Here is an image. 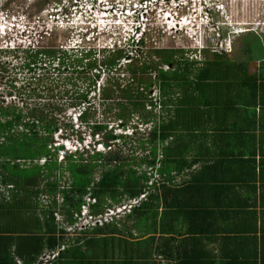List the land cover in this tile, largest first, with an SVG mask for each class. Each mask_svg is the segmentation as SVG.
Returning <instances> with one entry per match:
<instances>
[{
    "label": "trees",
    "instance_id": "trees-1",
    "mask_svg": "<svg viewBox=\"0 0 264 264\" xmlns=\"http://www.w3.org/2000/svg\"><path fill=\"white\" fill-rule=\"evenodd\" d=\"M143 42L140 44L135 42L136 47L133 50L129 49V45H124L123 48L117 47L108 54L106 50L98 52L92 46L71 49V52L63 49L64 47L58 49L57 46L23 51L7 49L3 52L8 55L10 52L16 60L22 59L20 55L26 57L18 66L34 76V80L43 88L41 94L46 92L44 84L51 79L66 81V86L68 85L70 90L65 87L63 91H59L62 100L63 98L70 100L71 107L78 109L76 118L82 127L91 130V136L100 137L103 131L107 132L103 134V138L109 143V148H113L118 140L126 142L127 138L125 135H115L114 128L109 129L107 124L89 121L88 117L93 109V104L89 101L90 93L97 94L99 88L98 97L103 104L115 96L123 99L118 105L121 111L117 119L122 122L120 125L125 129L132 116L130 112L133 115L143 112L147 102L143 99V94L138 92L139 89L137 92L132 88L113 91L109 86L111 83L120 82L119 76L124 70L127 73L125 75L132 81L137 77L149 75V79L141 78L138 81L140 84L144 82L145 90L156 87L160 95L159 105L167 112L168 118L154 125L147 138L138 137V127L133 126L132 129L137 136L140 149L146 153L140 157V163L154 168L157 162H160L159 173L164 177L170 175L174 166L178 170L181 169V166L168 156L175 148L174 142L181 138L183 130L189 132L197 128L199 121L195 114L202 111L203 105L208 107L211 103L202 91L199 92L202 88L201 83L227 79L234 74L237 77L243 76L242 79L255 82L249 86H247L249 83L242 85L247 88L252 102H255L264 91V64L261 65L260 72L251 73L249 62L234 63L229 61L228 55L221 57L215 54L213 61L206 63L202 68H196V62L182 63L181 60L182 65L177 64L180 61H175L177 55L174 50L158 51L156 55L160 57L161 63H154L146 57L145 61L138 64L141 55L137 50L144 48ZM245 50L250 55L257 47L247 44ZM125 59L129 60L127 65L123 63ZM122 66L126 69H121ZM163 66H168L169 69L165 70ZM30 86L20 89L12 86V90L28 94ZM49 93L53 97L49 98L48 104L43 105L42 109L0 106V140H4L0 143V185L8 188L7 197L0 195V264H18L17 260L23 264H36L44 251L52 253L60 249L66 232L57 225L55 210L62 209L60 212L66 216L67 224L72 225L76 223L75 217L81 215L83 207L89 206L91 215L98 217L103 215L105 207L110 209L111 205L137 199L151 188L150 173L140 174L133 169L136 164L133 160L137 159L122 158L117 153L105 154L96 149L84 153L77 151L68 154L59 162V152L53 146L52 140L60 130L61 118L58 119L55 114L63 111L67 103L54 104L51 100L58 99V93L57 91L53 93L51 89ZM41 94L38 95L39 99H42ZM149 102L155 106L154 102ZM106 105L109 104H104ZM106 107L104 111H110V105L109 108ZM26 110L28 112L24 115ZM151 113L147 112L146 118H142L144 125L157 121V117ZM99 144L105 145L102 141ZM44 160L43 164H39ZM97 170H101L98 179L95 177ZM66 172H69L71 178L68 188L61 187L59 182ZM165 180L168 181V178ZM155 188L156 185L153 190ZM167 191L165 184L162 185L161 196L149 191L147 201L134 210V215L138 211H143L147 218L150 208L152 206L159 208L160 204L164 210L161 215L156 211L155 216L158 220L159 215L162 220L165 219L168 212L165 209L171 210L169 214L172 215L174 204L170 205L167 202ZM44 194L50 196L52 202L47 211H42L44 219L41 220L36 217V210L40 205L41 195ZM59 197L62 199L61 204L57 201ZM107 200L111 205H107ZM112 224L115 223L93 225L89 230L101 237L78 240L75 245L69 244L70 246L62 250L49 264H135L133 257L123 255L120 257L118 243L121 245L125 239L119 236L121 232ZM158 227L157 224L151 234L166 232L164 226L160 229ZM150 232L148 229L149 234ZM145 257L147 256L142 255L140 258ZM182 263L183 259L179 264Z\"/></svg>",
    "mask_w": 264,
    "mask_h": 264
},
{
    "label": "rangeland",
    "instance_id": "rangeland-1",
    "mask_svg": "<svg viewBox=\"0 0 264 264\" xmlns=\"http://www.w3.org/2000/svg\"><path fill=\"white\" fill-rule=\"evenodd\" d=\"M68 1L69 0H0V106H16L19 108L23 107L24 109L27 107L28 109L37 107L42 109L43 105L48 104L49 98L53 97V95L49 93V89H51L53 93L57 91L58 99H54V101L52 99L51 101L54 104L56 102L62 104L67 103V106L64 104L63 111L55 114L58 119L61 118L59 123L60 130H58L52 140L53 146L59 152V162H62L68 154L77 151L79 153H84L86 151L93 152L96 149V151L105 154L113 152L119 154L122 158L137 159L133 160L136 163L133 169L140 174L144 172L151 173V167L143 165L142 162L140 163V157L146 153L140 149L141 147L138 144L137 136L134 135L132 128L133 126L138 127V137L145 136L147 138L150 129L154 125L159 124L160 121H163V119L167 120L168 116L166 115L167 112L159 105L160 95L156 87L154 86L151 90H145L144 82L140 84L138 81L141 78L149 79V75L145 77L141 76L140 78L137 77L136 80L134 79L132 81L129 79L128 75H125L127 73L124 70V72L120 73V82L116 84L111 83L109 86L113 91L132 88L137 92L139 89L138 92L143 94V99L147 102L146 109L143 110V112L140 111V113L134 115L130 112L132 116H130L127 122L128 126L125 129L123 125H120L122 122H119L117 119L121 111L118 105L123 99L120 98V96H115L114 99L105 102L104 104L110 105V108L109 105H106L110 111H104L106 106H104L98 97L99 88H97V94L90 93L89 101L93 104V109L90 111L91 115L88 117L89 121L92 123L97 121L107 124L109 129L114 128L115 135H125L127 138L126 142L118 140L113 148H109V143L103 138V134L107 133L106 131H103L100 137H93L91 136L90 129L82 127L79 121H75V117H78V109L76 110L71 107L70 100H66L65 98L62 100V94L59 92L63 91L65 87L70 90L69 86H66V81L59 82L58 80L51 79L44 84L47 90L44 94H41L43 88L34 80V76L28 73L27 70H21L20 66H18L21 60H24L26 57L20 55L22 59L18 58L16 60L10 52L9 55L3 52L7 49L8 51H14L19 48L23 51L49 46H57L58 49L66 47L63 49H67L71 52V49L75 50L77 47L88 45L95 47L98 51L108 47V49H106V54H108L109 51H112L111 48L115 47L116 43L125 44L127 41L131 40L132 30L130 29L126 32L116 25L117 23H124L125 21L128 23L133 22V18L123 14L125 11L116 8V10L107 12V14L104 15L105 11L101 10L99 7L95 8V11H92L87 5L68 10ZM110 1L116 4L119 0ZM209 1L211 0H182V2L187 5V9L185 10L187 18L184 20L182 30L179 32L168 29L174 26L175 23H173L171 19H168V23H166L167 21L165 19L167 15L162 10L158 13L155 11L157 13L156 15H150L149 18L151 21L149 20L147 23V29L149 31L143 35L144 48L138 50V53L141 55V58L138 59V64L145 61L146 57L154 63H161L160 57L156 55V53L161 50H174L177 55L175 61H180L177 64H181L182 61V63L189 62L190 64L196 62V68H202L206 63L213 61L215 54H219L221 57H223V55H228L229 61L234 63H241L243 61L249 62L251 72L256 70L261 64H264V0H218L219 2H216V4L219 5V9L218 11H213L212 16L216 26L220 27V31L218 33L216 31L214 36L205 40L203 35L210 34L211 27L206 26L203 8L205 2ZM92 3L94 4V1H92ZM164 9L169 10L167 8ZM52 14H55V17H52ZM87 30H90V35H88L86 39L81 38L82 33L88 32ZM106 31L109 33H106ZM247 44H253L254 47H257V50L248 55L245 50ZM202 47H205L206 50L201 51ZM138 48L140 49V46ZM197 48H200V50L195 51ZM195 52H197L196 55H194ZM133 54L136 55L135 53ZM123 63L127 65L129 60H124ZM124 68L126 69L124 66L121 67V69ZM163 68L165 70L169 69L168 66H163ZM229 82L232 83L234 81L229 79ZM116 85L120 88H117ZM12 86L17 87V89L30 86L28 88L30 90L28 94L16 90L13 91ZM34 90L35 92H33ZM40 94L42 99L38 97ZM74 94L75 91L73 95ZM149 101L154 102L155 106L154 104L152 106ZM157 101L158 105H156ZM252 106L254 110L259 107V118L264 121V103L261 104V101L257 100ZM27 112L26 110L24 115H26ZM147 112H152L151 114L154 115L155 118L157 117V121L149 125H144L142 118H146ZM150 120L154 119L150 118ZM63 127H65L66 130H64ZM192 136L196 137V135ZM262 137H264V135H262ZM101 141L104 142L108 148H105V145H100L99 143ZM3 142V139L0 140V143ZM85 157H87V155H85ZM44 162L45 160L41 161L39 164H43ZM100 173L101 170L96 171V179H98ZM70 181V174L66 172L64 178H60L59 180L60 186L68 188ZM43 187L44 185L41 186V188ZM1 194L2 197H7L8 188L0 185V195ZM57 201L58 204L62 203L60 197L57 198ZM87 201L89 202V199H87ZM107 201V205H111L110 201ZM51 202L52 198L50 196L46 194L41 195L39 200L40 205L36 210L37 218H41V220L44 219L42 211H47L48 207L51 206ZM124 203L127 204L128 201ZM122 204L123 203L115 206L111 205L110 209L105 207L103 214L111 216L113 214L110 212H113L117 215V208ZM60 211H62V209L55 210L56 223L66 232L64 240L61 241L60 250L67 249L70 246L69 244L75 245L78 240L101 237L89 230L93 225H88L86 221L88 216L83 218V213L86 214L90 212L88 206L82 208L81 215L75 217L76 223L72 225L69 223L67 224L66 216ZM161 211L162 210H160V212ZM124 212L125 211H123V213ZM133 212L134 210L132 211V215L137 220L136 226L134 225L135 220L127 219L129 215L124 217V214H122L119 219L118 217L111 216L115 219V224L112 225L114 227L117 226L118 231L121 232L119 236L127 241L139 239L143 234H149L148 229L151 231L150 234L153 233L152 229L158 223V218L155 216L156 211L154 210L149 211L147 218L145 214H143V211L136 212V215H134ZM176 220L181 222L180 217H176ZM130 245V243L124 242L123 251L126 256H129L128 253L132 250ZM111 248L112 247H110V249ZM50 254H52L50 251H44L42 256ZM18 261L19 260H17V262Z\"/></svg>",
    "mask_w": 264,
    "mask_h": 264
},
{
    "label": "crops",
    "instance_id": "crops-1",
    "mask_svg": "<svg viewBox=\"0 0 264 264\" xmlns=\"http://www.w3.org/2000/svg\"><path fill=\"white\" fill-rule=\"evenodd\" d=\"M242 77L201 83L199 92L211 103L195 114L197 128L183 130L168 155L181 169L174 166L164 177L156 170L164 179L151 188L161 196L165 184L173 214L165 209L162 220L163 205L152 206L160 214L158 229L166 232L124 240L135 264H264V121L242 86L252 83ZM258 100L264 103V91ZM127 219L136 226L132 214ZM123 248L118 243L120 257L126 256Z\"/></svg>",
    "mask_w": 264,
    "mask_h": 264
},
{
    "label": "clouds",
    "instance_id": "clouds-1",
    "mask_svg": "<svg viewBox=\"0 0 264 264\" xmlns=\"http://www.w3.org/2000/svg\"><path fill=\"white\" fill-rule=\"evenodd\" d=\"M92 1H94V4L92 3ZM144 1H146V0H119L115 4V2H112L110 0H86V1L85 0H74V2H73V0H69L68 1V3H69V9L68 10L74 9L76 7H81L83 5L86 6L85 4L87 2L90 3V4H92L93 6H95V8H98L99 7L103 11H112V8H110V7L117 8V6H118L117 4L122 5L125 9H131V10L132 9H136V11L138 12V14L135 15V16H132V17L129 16V17L133 18V22L132 23H128V22L125 21L124 24H119L117 26V27H119L122 30L124 29V31H126V32H128L131 29L132 30L131 31L132 32V38H131V40L127 41V43H125V44H122V43L121 44H118V43H116L115 47H112L111 48V50H113V49H117V47L118 48H123L124 45H129V49L130 50H133V48L135 49V47H136V46L134 47V43L136 42V43H139L140 44L142 41H144L143 35L146 34L149 31L147 29V25L146 24L149 22L150 18L148 19L147 23H144L143 20H142V17H141V15L144 12H147L145 10V8L142 7ZM216 2H219V1L218 0H211L209 2H205V4H204L203 14H204V16L206 18V26L207 27L208 26L211 27L210 34H207L208 36L206 34L203 35L205 40L211 38L212 36H214V34L216 33V31H217V33L220 31V29H219L220 27L216 26V23L213 21V16H212V12L215 11V10L218 11V9H219V5H217ZM164 8H167L169 10H165ZM186 9H187V5H185L182 2V0H167L165 4L162 3V2L156 3L155 8H153L152 11H149V12H151V15L152 14H155L156 15L161 10L163 12H165V14L167 15V17L165 19L167 21L166 23H168V19H171L173 21V23H175V25L174 24H171V25H174V26H172V27H170L168 29L171 30V31L176 30V32H179V31L182 30V25H184V20L187 18V14H185V10ZM51 16L52 17H55V14H52ZM147 17H148V15H147ZM149 17H150V15H149ZM87 31L88 32L82 33V37L81 38H83V39L85 38L86 39V37L88 35H90V30H87ZM106 33H109V32L106 31ZM205 33H206V31H205ZM111 39H114V38H111ZM83 41H85V40H83ZM85 47H90V46H88V45L87 46H80V47H77V48L83 49ZM64 48H66V47H64ZM93 48H95V47H93ZM106 49H108V47L103 48L101 51H104ZM196 50H200V48L195 49V51ZM204 50H206V48L205 47H202L201 48V51H204ZM98 52H100V51H98ZM196 53L197 52H195L194 55H196ZM75 121H78L76 117H75ZM150 172H153V169L152 168H151V171ZM150 176H151V180H150V182H151L152 179L154 178V174L152 173V174H150ZM161 181H162V179H160L158 181L159 183H155L152 186H150V183H149V186L152 188V191H154L153 190V187L155 185H159ZM151 188H150V190L147 189L148 193H147V191H145L137 199L130 200V201H128L127 204L126 203H123L120 207H118L117 208V213H118L117 215L118 216L116 214H113L111 216L112 217H116V218L118 217V219L120 218V216L122 214H124V217H126V215L127 216L129 215L130 216L132 214V211L133 210L139 208L143 202L147 201V196L149 195V191H151ZM134 201H139V204H137V205H134L133 204L130 211H127L126 209H124L122 211H118L119 209L123 208V206H125V205L129 206ZM123 211H125V212L123 213ZM86 216H88L87 217V220H86L87 223H88V225L89 224L94 225L95 220L99 219V217H105L107 215L106 214H103L101 216L95 217V220H93L91 218L93 216L91 215V210H90V212H88L86 214L83 213V218H85ZM111 216H110L111 221L108 222V223L106 222L105 224H110V223H114L115 222V219L112 218Z\"/></svg>",
    "mask_w": 264,
    "mask_h": 264
},
{
    "label": "built area",
    "instance_id": "built-area-1",
    "mask_svg": "<svg viewBox=\"0 0 264 264\" xmlns=\"http://www.w3.org/2000/svg\"><path fill=\"white\" fill-rule=\"evenodd\" d=\"M86 1V0H85ZM166 1L167 0H146V1H144L143 2V8H145V10L147 11V12H144L142 15H141V17H142V20H143V22L144 23H147V21H148V19H149V15H151V12H149V11H152V9L153 8H155V6H156V3H158V2H162V3H166ZM85 5H87V7L88 8H90L92 11H95L96 9H95V6H93L92 4L90 5V3H86ZM110 8H112V10H116V8H113V7H110ZM117 8H119L120 10H122V11H125L123 14L125 15H127V16H135V15H137L138 14V12L136 11V9H125L122 5H118V7ZM107 12H110V11H105L104 12V15H106L107 14ZM147 15H148V17H147ZM160 16V15H159ZM150 21H151V19H150ZM119 24H124V23H117L116 25L118 26ZM147 25V24H146ZM224 45V44H223ZM160 167H161V165H160V162H158L157 163V165H156V169H155V171L154 172H151V173H153L154 174V178L152 179V181L150 182V186H152L153 184H155V183H158V181L160 180V175L159 174H157V171L156 170H158V169H160ZM150 173V174H151ZM144 197V196H143ZM137 205V204H139V201H134L132 204H130L129 206H127V205H125V206H123V208H121V209H119L118 211H120V210H124V209H126L127 211H130L131 210V208H132V205ZM111 214H114L113 212H110ZM93 220H95V217H91ZM111 221V218H110V216H105V217H99V219H97V220H95V222H94V225H96V226H101V225H104L106 222L108 223V222H110ZM62 250H60V249H58L57 251H55V252H52V254H50V255H44V256H42L40 259H39V261H38V263H36V264H49L52 260H54L56 257H58V255H59V253L61 252ZM18 264H23L21 261H18Z\"/></svg>",
    "mask_w": 264,
    "mask_h": 264
},
{
    "label": "water",
    "instance_id": "water-1",
    "mask_svg": "<svg viewBox=\"0 0 264 264\" xmlns=\"http://www.w3.org/2000/svg\"><path fill=\"white\" fill-rule=\"evenodd\" d=\"M105 148H108V146H107V145H105Z\"/></svg>",
    "mask_w": 264,
    "mask_h": 264
}]
</instances>
